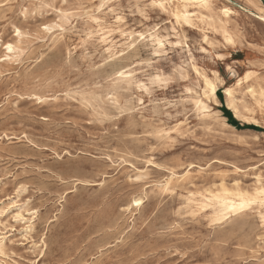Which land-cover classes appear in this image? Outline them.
<instances>
[{
    "label": "rangeland",
    "instance_id": "rangeland-1",
    "mask_svg": "<svg viewBox=\"0 0 264 264\" xmlns=\"http://www.w3.org/2000/svg\"><path fill=\"white\" fill-rule=\"evenodd\" d=\"M210 2L0 0V264H264V207L207 201L264 185V0Z\"/></svg>",
    "mask_w": 264,
    "mask_h": 264
},
{
    "label": "bare ground",
    "instance_id": "bare-ground-1",
    "mask_svg": "<svg viewBox=\"0 0 264 264\" xmlns=\"http://www.w3.org/2000/svg\"><path fill=\"white\" fill-rule=\"evenodd\" d=\"M174 2H176V7L175 10H173V16L176 19V21L178 23H185V24H190L192 23L194 20L202 23V24H210L212 22H214V19L211 17L210 14H208L210 12V5L211 2L210 0H208V7H200L198 5L196 6H186V0H156V3H164V5L166 4H173ZM227 3V2H226ZM191 9H194L195 11H191ZM227 10V11H225ZM264 10V7H263ZM233 13V11L229 8H224L223 9V15L227 18L230 17V15ZM249 13V12H248ZM207 14V15H206ZM177 16L180 17L179 20H177ZM259 16V14H258ZM185 17H187V23L185 22ZM264 21V18H262ZM223 29H224V34L226 36L227 41H229L230 43L232 42V36L229 34L228 30L225 29V26L223 25ZM20 32V31H19ZM16 36V35H15ZM19 37H21V32ZM150 41V40H149ZM229 43V44H230ZM11 44L13 46V50L12 52H9L7 47V51L9 53V55H7L8 57L11 56L13 53H15L17 47L12 44V43H8ZM6 44V45H8ZM4 47V48H5ZM131 47V46H130ZM6 51V52H7ZM68 54V52H67ZM121 55V54H120ZM230 55V54H229ZM6 56V57H7ZM118 56V55H117ZM120 57V56H119ZM4 58V57H3ZM217 58V57H216ZM120 74V73H119ZM202 79H203V83H204V92H203V96L206 100H214V102L216 104H218V100H217V92L219 90V85L216 83V81L210 77H207L206 75L200 74ZM254 73L253 72H248L246 74L245 77L239 78L238 82L236 84L237 87H242L244 84H248L249 81L252 79ZM39 78V77H38ZM249 88L253 89V92H249ZM67 89V88H66ZM214 89V90H213ZM37 90V89H36ZM264 90V85L258 87V89L254 88L253 86H249L248 87V94L253 98V95L255 94V98L254 99H261V91ZM224 95L226 97V106L229 110H231L234 113V117L238 120L243 119L245 121V123H250V119L245 117L243 115V111L247 110L244 106L241 105L240 101L236 98L235 96V88L233 87H225L224 88ZM222 93V92H221ZM34 98V97H33ZM221 100V99H220ZM111 102V101H110ZM197 105L201 106V109L203 110H209L210 108L205 104V102L203 101V99H199L196 102ZM249 111V110H247ZM104 116V115H103ZM105 117V116H104ZM110 118V117H109ZM256 122V121H255ZM254 123V122H253ZM257 124V123H255ZM262 134V133H261ZM26 138V137H25ZM29 145V144H28ZM117 165V164H116ZM193 166V165H192ZM135 168V167H134ZM48 169V168H47ZM137 170V169H136ZM20 171V170H19ZM166 171V170H165ZM241 171V170H240ZM144 172V171H143ZM167 172V171H166ZM169 172V171H168ZM51 173V172H50ZM171 173V172H170ZM10 175V174H9ZM58 180V179H57ZM60 180V179H59ZM74 181V180H73ZM258 181L261 182V177H258ZM82 184V183H81ZM85 185V184H84ZM264 187V185H262L260 188H258L255 191V194H250L244 190H241L239 188L237 189H231L226 187L225 185H222V187L220 188V190L216 191V192H210V197L207 198V201H209L211 204H213L214 206V210L216 213V218L217 219H226L227 217H229L230 215H238L241 214L242 212H245L247 209H249L250 207L245 208L244 210H236V211H232L233 205H238L240 203L241 198H244L245 200L255 197V199L257 200V203H255L254 205H259L261 207H264V205L260 204L259 201L261 199H264V197H259L257 196V192ZM150 194V193H149ZM21 195V194H20ZM142 205V199H134L133 203H132V207H140ZM62 208V207H61ZM12 209V208H11ZM19 209V208H18ZM30 212V211H29ZM14 221V220H13ZM32 221V220H31ZM23 222V221H22ZM49 223V222H48ZM129 227V226H128ZM28 229V228H27ZM127 231V230H126ZM124 232V231H123ZM9 234V233H8ZM5 237V236H4ZM6 238V237H5ZM4 238V239H5ZM42 240V239H41ZM3 241V240H2ZM4 242V241H3ZM32 245V244H31ZM37 247V246H36ZM31 250V249H30ZM48 250V249H47ZM1 251V248H0ZM46 252V251H45ZM12 253V252H11ZM37 259V258H36ZM80 261V260H79Z\"/></svg>",
    "mask_w": 264,
    "mask_h": 264
},
{
    "label": "snow or ice",
    "instance_id": "snow-or-ice-1",
    "mask_svg": "<svg viewBox=\"0 0 264 264\" xmlns=\"http://www.w3.org/2000/svg\"><path fill=\"white\" fill-rule=\"evenodd\" d=\"M200 6V7H208V0H186V6ZM3 6V5H0ZM153 6L154 7H159L161 9L165 8L164 3H156V0H153ZM227 11V10H225ZM180 17L177 16V20H179ZM185 22L187 23V17H185ZM17 36L20 35V32L17 31L16 33ZM7 49L9 52H12L13 50V46L11 44L6 45ZM120 75H123V73H120ZM214 90V89H213ZM249 92H253V89L249 88ZM261 95V102H260V107L262 109V112H264V90L261 91L260 93ZM253 98H255V94L253 95ZM259 197H264V187H262L256 194ZM257 203V200L255 199V197L249 198L247 200H245L244 198H241L240 203L238 205H233L232 211H236V210H244L247 207H250L252 204ZM260 204L264 205V199H261L259 201ZM262 219H264V217H262Z\"/></svg>",
    "mask_w": 264,
    "mask_h": 264
}]
</instances>
